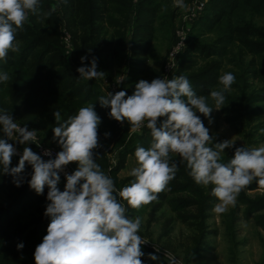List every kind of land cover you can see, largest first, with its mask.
I'll return each instance as SVG.
<instances>
[{"label":"clouds","instance_id":"1","mask_svg":"<svg viewBox=\"0 0 264 264\" xmlns=\"http://www.w3.org/2000/svg\"><path fill=\"white\" fill-rule=\"evenodd\" d=\"M174 6L185 7L183 0H175ZM54 11H44L41 0H0V61L6 62L10 52H20L17 32L23 31L30 14L43 22ZM86 59L82 56L81 63ZM77 72L79 79L88 81L104 79L106 74L98 70L95 57L90 66H80ZM9 80L8 72H0V82ZM235 80L231 72L223 73L218 78L220 87L208 96L198 95L185 75L154 78L151 82L141 79L132 95L121 90L99 96L101 107L110 109L111 119L121 124L127 121L133 131L146 126L151 133L150 146L136 148L137 166L129 172L133 179L122 188H117L114 179L96 162L94 150L101 147L98 129L102 121L94 104L80 107L63 121L61 113L54 112L57 126L52 128L53 140L61 150L53 158L50 149H44L41 155L25 146L15 167L11 164L17 148L8 141L40 147V139L37 130L21 127L10 112L0 109V171L20 187L26 179L27 163L32 168L29 187L38 195L48 188L44 215L50 222L47 234L35 248V264H144L142 246L149 241L139 235L142 218L130 217L127 207L138 210L156 201L181 163L196 184L212 186L211 195L218 201L213 212L217 214L234 207L239 194L253 182L264 187V145L236 147L232 139L215 142L216 137L197 115L202 114L211 124L213 109L226 105L225 93ZM260 132L264 134V129ZM231 148H235L234 156L223 162L222 154ZM70 163L77 164L71 174L65 172ZM62 172L66 180L63 191L58 187ZM23 247V243L17 244V250ZM154 248L148 259L159 261L155 253L160 248ZM164 257L168 264H179L171 252L165 250Z\"/></svg>","mask_w":264,"mask_h":264},{"label":"rangeland","instance_id":"2","mask_svg":"<svg viewBox=\"0 0 264 264\" xmlns=\"http://www.w3.org/2000/svg\"><path fill=\"white\" fill-rule=\"evenodd\" d=\"M137 1L138 0H132L130 5L123 9L130 13L129 20H127L128 26L126 27L127 42H129L130 32L133 27L132 13H134L133 8L135 9L137 6ZM155 2L158 5L159 14H167V9L171 12L174 8L176 11L178 18H175L174 24L171 26V29H173L168 36L170 39L168 40L166 38L167 35L165 32L159 30L162 21L157 20L155 22V38L152 41V50H150L148 60L143 68L144 72L139 74L134 71L135 68L138 67H135L136 65L134 63L131 65L130 57L125 61L123 60L124 62L122 61L119 73H113L111 76L105 74L104 79L85 80L92 82L95 85L96 90L99 93L96 94L95 97L106 95L107 92L110 91L109 85L112 82L115 84L116 91L119 89V91H126L127 94H133L134 91H131V88L136 85L137 81L143 79L151 82V80L154 79L153 76H155V74L153 73V69L150 70L151 68H158L160 66L155 78L160 77L166 53L171 45L172 38L174 40L175 30L184 24V22L180 20V15L184 8H182L181 11H178L180 7L174 6L175 0H170V4L164 3V0H154L153 3ZM41 6L44 11H49L52 8H54L55 11L52 13L51 17L43 22L39 21L40 19L36 15L30 14L29 22L25 23L24 27L29 25L31 30L35 32V35L39 36L40 33L42 34V37L39 36V38L44 42V46L46 47H42L37 52V55L42 51L43 53L49 52V55H46V57L52 56V53H55L56 56H58V65L51 69L52 72L49 74L57 77L58 81H61V84L58 85L61 88L63 87V80L60 78V74H63V61L73 67L76 72L77 68L80 67L72 63L71 59L70 53L73 49L74 43L71 31L67 27V21L64 16L66 12L65 3L62 0H41ZM115 8H118V6H115ZM165 8L166 10H164ZM170 12L167 15H169ZM195 21L191 23L190 30ZM255 23L259 28H263L264 16L256 18ZM185 25L189 27V23H185ZM212 35V33L206 35L204 40L209 42ZM194 40L196 39H193V41ZM252 41L256 42L257 40ZM185 50L186 49H184V51ZM183 52L177 56L175 69L169 79L179 76L178 74H180V72L178 73V68L181 58L180 56ZM161 53H163L162 56ZM128 54L129 48L126 50L124 59ZM234 54L238 56L237 46L235 47ZM239 56V58L242 56L243 60H239L237 65H231V67L221 69L222 74L225 72H231L236 78L235 83L231 86V89L225 93V96H235L239 101H237L235 105L224 106L220 110L213 109L211 113L213 122L211 124H209L208 118L204 117L202 114L197 113V115H200L205 126L210 129V134L216 137L215 142L232 139L235 141L236 147H241L243 145L246 147H259L264 145V134H261L260 132L261 129H264V83L260 79L250 78L249 74H251V72H247L246 70L248 69V62L252 58L257 61H264V48H261L255 55L244 53L240 50ZM231 61L233 62L235 60ZM201 62L202 61L198 60L197 64H201ZM4 66H6V62L0 61V72L4 70ZM259 69L262 70V75L264 77V67ZM98 70L101 71V69ZM78 75L80 76L79 73ZM121 79H123V82L118 84L117 81ZM34 81V79L25 78L22 83H13V88L10 89V93L18 94V96L23 99V107L24 105L33 102L38 107L41 106L42 108L46 103L43 110L37 113L38 116L50 115L56 111L61 113L62 108H54L57 100L44 102L37 97V94H40V88ZM3 84H5V82L0 83V109H4L2 106L3 102H7L5 95H3L6 90ZM17 86H19L20 92L16 89ZM7 92L8 91L6 90V94H8ZM211 101L212 100L209 98L208 103L210 106H213ZM88 103L89 102L84 105ZM253 109L260 110L261 117L256 122L248 123L246 115ZM17 112L21 114L22 106ZM30 115L31 119H27L24 123L20 122V117L14 115H12V117L21 127L27 125L29 130L34 128L38 130L37 128H39V132L46 130L43 129L45 128L44 125H42L38 119L33 117L35 115L33 112ZM61 118L63 121V115H61ZM54 124H56L55 120ZM113 124L114 128L113 134L111 135V141L107 146L104 155L106 164H104L105 167L103 168V171L114 179L117 188H122L123 186L128 185L133 179V177L129 175V172L133 167L137 166L135 150L138 145H135L136 147L134 146L130 151L127 150V145L134 140L135 144H140L139 146L147 148L150 146L152 137L150 131H148V139L139 143L138 137L144 133V127L133 131L127 121H125L123 125H118L117 121L114 119ZM0 128H2V126H0ZM124 128H126L127 131L122 137L124 130H126ZM39 135L40 134L37 132L40 144L52 146L59 151L61 150L58 143L53 140V135L50 138V142L48 140H43ZM0 136V138H3L2 131ZM8 142L14 144L17 148V155L13 158L20 159L25 146L31 147L32 150L36 152L34 143L21 145L12 140H9ZM232 150H235V148L225 149V153L222 154L223 162L226 161L224 158L227 152L230 153ZM173 159L179 162V157L174 156ZM69 165L71 173L74 172L77 168V164L70 163ZM31 172V165L26 163V179L22 183L20 190L16 189L18 187L16 185L14 186L13 180L9 186H2V189H0V205L6 203L12 198L10 197L9 190L13 186L15 194H19L24 188L27 193L30 194L24 198L25 206L21 207V212L14 213L11 209L5 217L4 223L0 225V252H6L7 255V253L11 252L8 249L17 248V244L23 243V249L19 250L23 261L24 258H31V261L34 259L35 248L42 242L41 237L47 234V226L50 222V219L44 220L41 223H39V221H32L31 223L26 222V220L30 219L29 214L33 213L34 210H36L37 213L33 214L35 218L39 216L38 213L41 217L45 216L44 212L48 203L46 199L48 192L47 187H45L42 195H38L29 187V185H26L27 180L30 179ZM176 175H178L181 180L171 181L166 190L158 194V199L156 201L142 206L138 210L127 207L126 205L127 214L130 217L134 218L140 216L142 218L139 235L149 241L142 246V250L145 253L142 257L145 259L143 260L144 264H168L167 259L164 257L165 250L171 252L179 264H264V227L263 225L262 227L257 225L255 222V219H258V216L264 218V204L252 210L247 217L244 215L246 208L245 205H247L246 201L264 198V187L253 182L239 194L237 204L234 207L230 206L225 213L217 214L213 212V207L218 201L211 195V185L204 187L196 184L187 174L186 167L182 163L179 164V170ZM60 176L61 180L58 187L63 191V187L66 183L65 173H60ZM1 184L3 183H0V186ZM203 194L210 196L207 200L208 210H206V231L203 235L204 241L195 244L193 236L197 233V229L194 228L191 222L197 212V205L200 202V196ZM178 208L181 210L175 212L174 210ZM180 218L187 219V223L183 220L181 221ZM231 222H233L232 227L229 226V224L231 225ZM260 222L264 224V220H261ZM11 236L14 237L10 239ZM24 240H29V242L24 243ZM154 245L160 248V252L155 253L160 257L159 261H151L148 259V254L155 252ZM22 251L29 253L30 257L23 258ZM0 255L4 260L0 264H13L11 260H5L6 255Z\"/></svg>","mask_w":264,"mask_h":264},{"label":"trees","instance_id":"3","mask_svg":"<svg viewBox=\"0 0 264 264\" xmlns=\"http://www.w3.org/2000/svg\"><path fill=\"white\" fill-rule=\"evenodd\" d=\"M62 1L65 3L66 12L64 16L67 21V27L71 31L74 43L70 53L72 63L76 66H90L92 58L95 57L97 58L98 69H101V71L110 76L113 73H119L122 61L127 60L129 57L131 65L134 63L136 65L135 67H138L134 71L142 74L150 50H152V41L155 38V22L157 20L162 21L159 30L165 32L167 35L166 38L169 40L168 36L171 26L174 24L177 15L174 8L171 12L167 9V14L170 12L169 15L159 14L158 5L156 2L153 3L154 0H138L136 8H133V27L130 32L129 42H127L126 27L128 26L127 20H129L130 13L123 9L129 6L132 0ZM164 3L170 4V0H164ZM115 6H118V8H115ZM262 16H264V0H206L203 11L193 23L190 33H188L186 50H183L184 52L182 51L183 53L180 56L178 68V73L180 72V74L178 75H185L190 80L198 95L208 96L211 90L219 86L218 78L222 75L221 69L231 67V65L235 66L239 60H243L242 56L239 58L240 50L244 53L255 55L261 48H264V27L259 28L255 23L256 18ZM210 33L213 34L212 38L209 39V42H206L204 38ZM39 36L42 37V34L40 33ZM39 36L35 35V32L31 30L29 25H26L23 31L18 30L17 40L20 41V52H10L6 66H4V70L2 69L3 71L1 70L2 72H8L10 75V80L3 84L8 94H6L5 90L3 95H5L7 102H3L2 106L10 114L20 117L21 123H24L27 119L30 120V114L33 112L35 114L33 117L44 125L45 128L43 129H46L39 132V128H37V132L40 134L39 136L43 140L50 142V138L53 135L52 128L57 126L54 124L55 119L53 113L46 116L37 115V113L43 110L46 103L42 108L33 102L23 107V99L18 94L10 93V89L13 88V83H22L25 78L34 79V82L40 88V94H37V97L44 102L57 100L54 108H62L61 115H63V120L74 115L80 107L87 106L89 103L94 104V110L101 117L102 121L98 129L101 147L94 151L96 162L103 170L105 167L104 164H106L105 151L111 141L114 128L113 119L108 115L110 109L101 107L98 97H95L96 94H99L95 85L92 82L79 79L76 70L64 61L63 74H60V78L63 80V87L60 88L58 86L61 84V81H58L57 77L49 74L52 72L51 69L58 65V56L51 52L52 56L46 57V55H49V52L43 53L42 51L37 55V52L42 47H46ZM193 39L196 40L193 41ZM252 40L257 41L254 42ZM236 46L238 48V56L234 54ZM127 48H129V54L124 59ZM82 56L88 57L83 64L81 63ZM198 60L202 61L201 64H197ZM231 60L235 61L232 62ZM261 67H264V61H257L252 58L248 62V69L246 71L251 72L249 74L250 78L260 79L264 83L262 70L259 69ZM159 69L157 71L153 70L155 73L153 78L156 77ZM133 88H131V91L135 90V86ZM16 89L20 92L19 86ZM237 101L239 100L235 96L226 95L225 106L235 105ZM87 102L89 103L84 105ZM211 102L213 103V101ZM21 106L22 112L19 114L17 110ZM260 117V110L253 109L247 113L246 120L248 123H252L258 121ZM126 131L127 129L124 130L122 137ZM143 131L144 133L138 137L139 143L148 139V131L150 130L145 126ZM106 132L110 133V136L105 137L104 134ZM135 145L139 146L140 144H135L133 140L127 145V150L130 151ZM234 152L235 150H232L230 153L227 152L224 158L226 159L225 162L234 156ZM18 162L19 159L12 158L11 166H17ZM12 180L13 178L10 175H5L0 171V183H3L0 189H2V186H9ZM177 180H181L178 175L172 181ZM14 186L9 190L10 197L12 198L0 205V225L4 223V219L11 209L14 213L21 212V207L25 206L24 198L30 195L25 188L19 194H15ZM21 187L16 189L20 190ZM209 198L210 196L207 194L200 196L197 212L194 218H192L191 223L197 229V233L193 236L195 244L204 241L203 235L206 231L207 217L206 210H208L207 200ZM246 203L245 217L255 208L263 205L264 198L253 201L247 200ZM180 210L178 208L174 211L177 212ZM33 214H37L36 210L29 214L30 219L26 220V222L39 221L41 223L44 220L50 219L46 216L41 217L39 213L37 219ZM180 219L187 223V219ZM258 219L260 221L264 220L261 216H258ZM258 219H255L257 225L261 227L263 225L264 227V224ZM229 226L232 227L233 222ZM13 237L11 236L10 239ZM28 242L29 240H24V243ZM8 250L11 252L7 253V255L6 252H0V254L6 255L5 260H11L13 264H34L35 262L34 259L31 261V258H24L30 257V254L25 251H22L24 263L17 248H10ZM142 260L145 259L142 258ZM2 261L4 260L0 255V263Z\"/></svg>","mask_w":264,"mask_h":264},{"label":"built area","instance_id":"4","mask_svg":"<svg viewBox=\"0 0 264 264\" xmlns=\"http://www.w3.org/2000/svg\"><path fill=\"white\" fill-rule=\"evenodd\" d=\"M204 7H205V0H192L190 3L186 5L184 10L182 11L180 15V20H182L184 24L175 30L174 40L172 38L171 45L166 53V58L162 64L161 74L159 78L169 79L170 76L172 75V72L174 71L176 66L177 56L186 48V41H187L188 33L190 31L189 29L190 25L193 21H195L198 18V16L203 11ZM185 23H189V27H187ZM114 85H115L114 82L110 83L109 85V89L113 94L117 92ZM117 123L118 125H123L120 122ZM35 148H36V153L41 155L44 149H50L53 158L55 157V154L59 151L58 149L52 146L42 145V144H40V147H37V145L35 144ZM43 158L47 160L49 157H43ZM67 169H68V173L71 174L70 165L66 166L65 169L66 172Z\"/></svg>","mask_w":264,"mask_h":264},{"label":"crops","instance_id":"5","mask_svg":"<svg viewBox=\"0 0 264 264\" xmlns=\"http://www.w3.org/2000/svg\"><path fill=\"white\" fill-rule=\"evenodd\" d=\"M192 0H183V3H184V5H185V7H186V5L189 3V2H191ZM206 1V0H205ZM184 7V8H185ZM181 9L182 8H180V9H178V11H181ZM175 18H178V16L176 15V17ZM173 29V28H172ZM172 29L170 30V34H171V31H172ZM169 39H170V37H169ZM160 51V50H159ZM163 55V53H161V56ZM150 65V64H149ZM156 67V66H155ZM160 67V66H159ZM159 67L158 68H151L150 70H154V71H157L158 69H159ZM154 73V72H153ZM155 74V73H154Z\"/></svg>","mask_w":264,"mask_h":264}]
</instances>
